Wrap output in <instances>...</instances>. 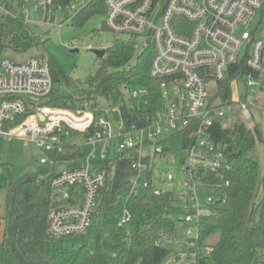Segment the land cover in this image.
Instances as JSON below:
<instances>
[{
  "label": "built area",
  "instance_id": "obj_1",
  "mask_svg": "<svg viewBox=\"0 0 264 264\" xmlns=\"http://www.w3.org/2000/svg\"><path fill=\"white\" fill-rule=\"evenodd\" d=\"M95 1L0 0V11L26 21L32 9L39 25L61 28ZM99 1L107 29L153 48L149 77L160 81L161 105L151 115L143 114L139 124L127 123L123 101L94 110L89 102L75 110L50 107L46 103L54 82L47 60L39 56L14 63L2 58L0 137L17 139L39 153V169L56 194L47 222L50 237L81 235L90 228L107 180L102 163L129 156L133 174L128 195L150 188L156 196L176 195L185 232L179 243L192 249L202 219L213 214L216 204L225 203L229 185L220 181L228 166L223 148L211 137L212 127L236 112L249 120L254 106L264 111V0ZM15 6L20 15L14 14ZM235 66L241 69L232 71ZM146 95L147 90L138 89L129 96ZM71 130L86 133L83 143H73ZM176 138L181 141L177 175L160 166L169 163L173 149L168 143ZM66 145L84 155L60 158ZM60 166L65 170L56 173ZM130 219L124 207L118 226ZM189 256V264H195V255Z\"/></svg>",
  "mask_w": 264,
  "mask_h": 264
},
{
  "label": "trees",
  "instance_id": "obj_2",
  "mask_svg": "<svg viewBox=\"0 0 264 264\" xmlns=\"http://www.w3.org/2000/svg\"><path fill=\"white\" fill-rule=\"evenodd\" d=\"M95 13L105 14L99 0L83 9L71 24L80 27ZM43 39L21 16H0V61L3 50L22 54L38 48ZM153 54L149 45L138 51L135 39H114L82 84L69 83L71 93L59 88L60 81L68 82L66 73L47 59L54 88L46 105L75 110L89 102L94 110L107 103H125L126 98L128 104L121 107L124 117L128 124H139L143 114L151 115L163 102L160 81L149 77ZM237 69L241 67L231 68ZM138 89L147 90V95L140 99L129 96ZM99 99L105 104L101 105ZM247 121L236 112L232 119L211 129V137L223 148L228 166L220 181L228 180L229 185L224 190L225 203L216 204L213 214L202 219L199 238L192 249L185 251L195 255V264H264V179L252 156L262 141L259 130L248 127ZM89 129L92 131L93 125ZM78 134L86 135L71 130L69 137ZM83 155L66 145L60 158ZM130 160L126 156L102 163L107 180L99 193L93 224L81 235L52 238L47 234L56 194L43 177L44 170L9 184L0 264H165L171 253L178 260L180 254L172 250L175 225L181 215L177 197L173 193L156 196L151 188L129 196L128 178L133 174ZM124 207L131 219L119 227L118 217ZM205 248H210L209 253Z\"/></svg>",
  "mask_w": 264,
  "mask_h": 264
},
{
  "label": "rangeland",
  "instance_id": "obj_3",
  "mask_svg": "<svg viewBox=\"0 0 264 264\" xmlns=\"http://www.w3.org/2000/svg\"><path fill=\"white\" fill-rule=\"evenodd\" d=\"M260 12L261 10L258 11V17L251 26L252 30L259 23ZM29 13L26 21L34 32L43 35L45 42L38 48L22 54L15 53L9 49L3 50L1 57L14 63H25L30 58L39 56H42L46 60H53L67 75L68 82L64 80L59 82L60 90L65 93L72 92L69 83L82 84L98 67L100 59L93 52L94 50L105 51L114 39L129 40L127 36L114 34L106 28L104 13L92 14L80 27H75L70 23L61 28L39 25L38 13L33 12L32 9L29 10ZM2 14L3 12L0 11V16ZM14 14L20 15V12L17 11V6L14 8ZM57 22H60V20L58 19ZM136 41L138 51H141L144 47L143 40L139 39ZM73 49L76 52L70 53ZM208 87L210 90L213 89L211 84ZM230 88H233L232 84L229 85ZM242 90L243 87L239 86V91ZM99 102L101 105L105 104L103 99H99ZM250 112L251 117L246 124L250 128L256 127L259 130L262 141L257 143L252 156L258 163L259 176L264 179V111L254 106L251 107ZM72 141L73 143L81 144L83 143V137L78 134L72 138ZM168 146L173 149V153L169 156V163L167 165L161 164L160 166L164 170L177 175L178 160L181 155V141L176 138L174 141L168 143ZM38 159L39 153L32 146H28L17 139L9 140L0 137V245L3 236V217L5 215L7 186L17 182L26 175L39 172ZM63 170H65V167L60 166L55 169V172L60 173ZM179 181L180 178H177V182ZM261 195L262 190L260 197ZM184 234L183 224L177 221L174 229L172 250L178 252L181 257L178 260H173V253H171L166 264L191 263L192 257L186 254V247L179 243ZM89 247H94L92 241H90Z\"/></svg>",
  "mask_w": 264,
  "mask_h": 264
},
{
  "label": "water",
  "instance_id": "obj_4",
  "mask_svg": "<svg viewBox=\"0 0 264 264\" xmlns=\"http://www.w3.org/2000/svg\"><path fill=\"white\" fill-rule=\"evenodd\" d=\"M21 18L24 19L23 16H21ZM75 52H76V50H74V49L70 51V53H75ZM93 52L96 54V56L99 59L102 58L104 56V53H105V51H99V50H94Z\"/></svg>",
  "mask_w": 264,
  "mask_h": 264
}]
</instances>
